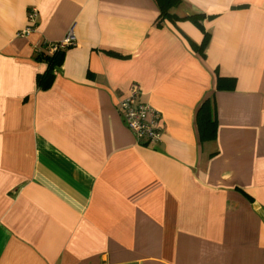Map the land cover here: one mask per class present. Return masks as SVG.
I'll return each mask as SVG.
<instances>
[{
  "label": "crops",
  "instance_id": "obj_1",
  "mask_svg": "<svg viewBox=\"0 0 264 264\" xmlns=\"http://www.w3.org/2000/svg\"><path fill=\"white\" fill-rule=\"evenodd\" d=\"M173 11L204 13L201 52L190 21L156 24L155 0H0V264H264V0ZM69 29L41 88L34 53ZM132 83L156 142L122 117Z\"/></svg>",
  "mask_w": 264,
  "mask_h": 264
},
{
  "label": "trees",
  "instance_id": "obj_2",
  "mask_svg": "<svg viewBox=\"0 0 264 264\" xmlns=\"http://www.w3.org/2000/svg\"><path fill=\"white\" fill-rule=\"evenodd\" d=\"M159 9V16L156 24L161 26L165 20L176 22L188 20L196 25L204 35L201 44L195 45L191 42L192 46L199 52L206 46L209 38L208 33L204 30L201 21L205 18L204 13H193L189 15L179 16L173 9L181 2V0H155ZM64 51L62 48H56L51 51L50 42L43 43L36 49L34 57L36 60L45 61L47 68L45 72L37 77V84L41 88L49 87L52 83L54 68L60 65L63 61ZM235 85L234 77H217V89H233ZM197 125L201 141L211 140L215 138L217 121L214 111V101L212 98L205 100L197 112Z\"/></svg>",
  "mask_w": 264,
  "mask_h": 264
},
{
  "label": "built area",
  "instance_id": "obj_3",
  "mask_svg": "<svg viewBox=\"0 0 264 264\" xmlns=\"http://www.w3.org/2000/svg\"><path fill=\"white\" fill-rule=\"evenodd\" d=\"M36 12L35 8L28 11V20L31 25L20 31V35L28 34L33 30ZM73 42L72 29H69L64 39L50 43L51 51L56 48H64ZM139 93L138 84L132 83L128 94L119 102L122 117L127 127L133 131L137 138L144 139L147 142H156L160 138L158 111L148 103L139 100Z\"/></svg>",
  "mask_w": 264,
  "mask_h": 264
}]
</instances>
